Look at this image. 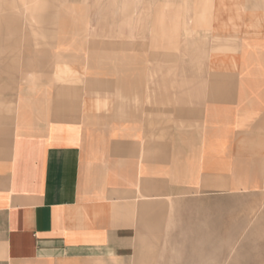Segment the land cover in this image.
Returning <instances> with one entry per match:
<instances>
[{"label":"crops","instance_id":"0c3cea01","mask_svg":"<svg viewBox=\"0 0 264 264\" xmlns=\"http://www.w3.org/2000/svg\"><path fill=\"white\" fill-rule=\"evenodd\" d=\"M33 23L0 4V264H243L197 254L227 249L188 210L208 176L227 186V157L264 121V67L243 38L222 41L209 82L131 89L92 68L52 105L45 79L5 84V59L50 58Z\"/></svg>","mask_w":264,"mask_h":264},{"label":"rangeland","instance_id":"374dc122","mask_svg":"<svg viewBox=\"0 0 264 264\" xmlns=\"http://www.w3.org/2000/svg\"><path fill=\"white\" fill-rule=\"evenodd\" d=\"M0 4L5 21H34L31 29L41 43L37 51L43 50L38 46L44 42L50 43L51 51L47 59H5V84L17 83L21 74V83L31 81L39 89L45 79L52 105L70 98L71 90L91 77L92 68L98 70L101 85L125 83L131 89L146 82L183 86L209 82L215 51L225 46L222 41L234 42L237 36L249 53L254 51L256 64L264 67V59L258 58L264 48V0H0ZM12 42V35H6L5 52H10ZM251 130L243 135L249 154L227 157L226 187L219 186L220 177L211 175L205 178L209 187L189 191L196 200L188 206L190 215L195 212L196 227L216 229L213 238L219 248L227 249L199 255L264 264V121ZM197 175L198 184L201 173Z\"/></svg>","mask_w":264,"mask_h":264}]
</instances>
